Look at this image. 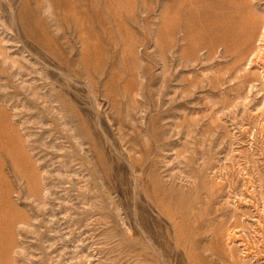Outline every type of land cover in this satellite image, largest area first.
I'll list each match as a JSON object with an SVG mask.
<instances>
[{
	"label": "rangeland",
	"instance_id": "1",
	"mask_svg": "<svg viewBox=\"0 0 264 264\" xmlns=\"http://www.w3.org/2000/svg\"><path fill=\"white\" fill-rule=\"evenodd\" d=\"M0 264H264V0H0Z\"/></svg>",
	"mask_w": 264,
	"mask_h": 264
},
{
	"label": "bare ground",
	"instance_id": "2",
	"mask_svg": "<svg viewBox=\"0 0 264 264\" xmlns=\"http://www.w3.org/2000/svg\"><path fill=\"white\" fill-rule=\"evenodd\" d=\"M220 22V21H219ZM229 24V23H228Z\"/></svg>",
	"mask_w": 264,
	"mask_h": 264
}]
</instances>
